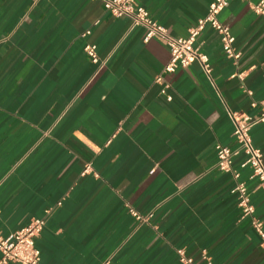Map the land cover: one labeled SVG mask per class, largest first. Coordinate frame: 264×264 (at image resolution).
Segmentation results:
<instances>
[{
    "label": "crops",
    "instance_id": "0c3cea01",
    "mask_svg": "<svg viewBox=\"0 0 264 264\" xmlns=\"http://www.w3.org/2000/svg\"><path fill=\"white\" fill-rule=\"evenodd\" d=\"M136 1L186 36L211 0ZM218 18L240 56L206 25L196 42L208 76L197 59L164 72V41L101 0H0V233L44 216L40 264H185L178 248L197 263L205 249L212 264H264L214 148L237 146L228 108L263 110L264 15L230 0ZM250 134L264 162V121ZM243 158L233 167L264 227V187Z\"/></svg>",
    "mask_w": 264,
    "mask_h": 264
},
{
    "label": "built area",
    "instance_id": "2783aa9c",
    "mask_svg": "<svg viewBox=\"0 0 264 264\" xmlns=\"http://www.w3.org/2000/svg\"><path fill=\"white\" fill-rule=\"evenodd\" d=\"M104 9L114 16H126L130 19L132 26H143V39L148 40L151 37H157L164 41L169 50V60L164 65V72H172L179 66H186L192 60H199L203 71L210 75V63L206 52L199 49L197 44V36L200 31L209 25L215 29L220 36L221 46L228 58L236 60L240 56V52L233 46L234 35L230 32L229 27L222 23L218 18L219 11L225 7L230 0H211L208 4L206 13L200 16L196 23L188 28L186 36H174L168 32V29L158 22L150 13L149 9L138 3L136 0H101ZM251 8L264 15V0L251 1L246 0ZM88 32V31H87ZM84 50L93 61L98 59L96 45L94 43H86ZM242 78L243 72L233 73ZM155 80L162 83L161 91L165 93L168 83L164 81L161 74L156 75ZM248 94L251 90L247 89ZM167 99L171 98L170 94H166ZM255 104V102H252ZM229 117L233 123L232 135L237 143L235 148L229 145L216 142L214 145L216 152V167L220 170L227 171L233 179L232 191L237 193V204L239 205L243 215H251V224L260 237V243L264 247V227L261 219L254 214V204L247 192V186L244 179L240 177L239 169L233 167V157L238 152L244 153V158L240 162V167H248L250 175L257 178L259 184L264 187V162L262 151L251 137V127L264 121V105L261 113L255 117L245 112L227 110ZM48 209H45L47 212ZM130 212L136 218L143 216L135 209L130 208ZM45 223V217H32L22 227L11 231L8 234L0 233V264H8L11 262L17 264H40V253L35 244V239L41 232ZM177 253L179 259L185 264H212L207 256L205 249L201 250L202 257L206 258L204 263H197L193 257L186 255L183 249L178 248Z\"/></svg>",
    "mask_w": 264,
    "mask_h": 264
}]
</instances>
